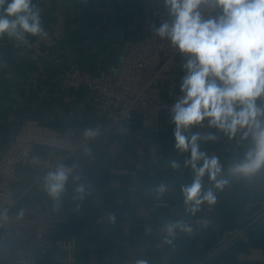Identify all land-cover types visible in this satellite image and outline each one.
<instances>
[{"label": "crops", "instance_id": "crops-1", "mask_svg": "<svg viewBox=\"0 0 264 264\" xmlns=\"http://www.w3.org/2000/svg\"><path fill=\"white\" fill-rule=\"evenodd\" d=\"M31 6L43 31L58 28L63 38L49 58L34 61L28 47L11 45L16 36H0V149L26 119L82 135L99 129L105 119L96 116L86 90L62 89L60 71L71 65L92 72L116 69L124 43L145 36L138 0H31ZM256 105L264 108V95ZM175 128L172 111L163 110L152 126L133 113L123 129L92 143L84 172L68 178L58 198L48 190L38 194L61 219L53 236H76L77 264H264V166L252 183L242 172L229 171L255 148L252 134L245 136V127L232 136L207 118L183 131L199 135V150L218 158L217 181H227L217 188L205 172L201 197L211 190L215 203L204 200L193 214L182 192L195 179L186 165L191 153L176 147ZM19 171L24 182L15 184L17 190L28 179L25 167ZM81 185L83 192L77 191ZM177 223L170 235L167 226Z\"/></svg>", "mask_w": 264, "mask_h": 264}, {"label": "built area", "instance_id": "built-area-1", "mask_svg": "<svg viewBox=\"0 0 264 264\" xmlns=\"http://www.w3.org/2000/svg\"><path fill=\"white\" fill-rule=\"evenodd\" d=\"M138 2L144 13L145 36L124 43V55L116 69L92 72L71 65L60 71V87L70 91L85 89L96 116L104 118L105 123L90 135H82L72 128L58 130L26 119L0 149V264H38L46 259L77 264L76 236L54 237L61 219L37 199L48 189V174L64 165L70 170L69 179L80 175L87 166L85 151L93 142L108 139L123 129L133 113L141 115L145 125H156L161 112L172 111L182 97L180 87L186 75L183 65L188 58L170 39L156 32L162 23L171 22L164 0ZM198 10L204 20L221 13L211 2ZM62 38L60 29L55 28L43 31L28 43L15 38L11 45L28 47L31 59L38 61L49 58ZM20 166L25 167L28 179L17 190L15 184L24 182ZM242 174L249 183L255 180L256 171ZM26 200L30 202L22 206Z\"/></svg>", "mask_w": 264, "mask_h": 264}, {"label": "clouds", "instance_id": "clouds-1", "mask_svg": "<svg viewBox=\"0 0 264 264\" xmlns=\"http://www.w3.org/2000/svg\"><path fill=\"white\" fill-rule=\"evenodd\" d=\"M209 2L221 13L204 20L198 9ZM164 5L171 22L162 23L156 32L170 39L188 58L180 87L183 95L172 112L176 147L191 153L186 165L191 166L195 179L182 192L194 214L204 200L215 203L211 190L201 197L205 172L216 181L217 188L227 181H217L221 171L218 158H209L199 150V135L183 134L190 126L207 118L210 126L232 136L238 128L247 127L244 135L252 134L255 148L246 154L244 162L229 171L247 174L264 166V108L256 105L257 98L264 95V0H164ZM0 10V36L7 33L23 40V33L43 34L39 13L31 6V0H0ZM206 139L214 140L215 136ZM200 161L203 163L198 167ZM172 166L178 167L175 162ZM69 171L60 165L48 174L47 190L53 197L58 198L63 192ZM163 190L161 186L160 191ZM77 191L83 192V186ZM178 226L181 225H168V233L171 235Z\"/></svg>", "mask_w": 264, "mask_h": 264}]
</instances>
